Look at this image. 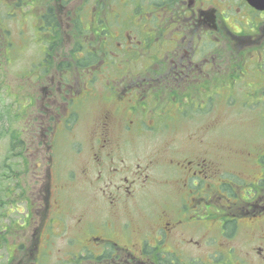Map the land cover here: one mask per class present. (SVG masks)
Wrapping results in <instances>:
<instances>
[{
	"label": "rangeland",
	"instance_id": "rangeland-1",
	"mask_svg": "<svg viewBox=\"0 0 264 264\" xmlns=\"http://www.w3.org/2000/svg\"><path fill=\"white\" fill-rule=\"evenodd\" d=\"M34 2L0 0V264H118L128 253L140 254L143 237L150 242L141 249L157 264H264V182L257 181L264 176V107L254 106L250 87L212 84L183 101L159 92L149 104L156 119L148 112L141 132L113 126L96 159L98 126L116 104L113 87L106 90L111 70L96 69L104 80L90 85L93 96L78 104V118L67 127L59 117L63 109L54 108L58 79L65 76L61 63L72 44L67 20L56 5L48 7L59 26L50 38L41 28L46 6ZM110 4L120 11L117 0ZM87 5L81 10L85 25L93 16V4ZM112 9L109 25L117 32L128 20L113 17ZM221 174L237 179L235 192L221 188ZM254 183L262 196L242 201L255 192ZM166 213L175 225L158 244L162 231L156 230ZM230 215L238 225H226L223 235L202 225L212 228Z\"/></svg>",
	"mask_w": 264,
	"mask_h": 264
},
{
	"label": "flooded vegetation",
	"instance_id": "flooded-vegetation-1",
	"mask_svg": "<svg viewBox=\"0 0 264 264\" xmlns=\"http://www.w3.org/2000/svg\"><path fill=\"white\" fill-rule=\"evenodd\" d=\"M117 1L120 11L111 8V0H35L34 2L46 6L41 14V28L50 38L53 37V33H57L59 26L52 9L48 7L51 4L56 5L58 9L55 8L56 12L63 14L67 20L65 27L68 31L69 43L72 44L69 48V56L66 58L67 62L61 63L65 76L58 79V102L54 106L57 110L63 109L64 115L59 113L61 114L59 117L66 118L67 127L71 120L78 118V110L75 109L78 104L93 96L90 85L104 80L97 74L96 69L111 70L110 77L105 78L108 86L106 90L109 92V88L113 87L110 100L116 104L111 110L107 109L104 119L98 126L102 137L98 139L99 142L95 147L96 159L103 154L104 148L109 144L108 135L113 126L120 129L121 124L123 132L133 128L141 132L144 128L142 123L148 112L150 113L148 116L156 119L158 113L152 114L153 107L149 104L158 99L159 92L171 94L170 96L180 95L183 101L190 95L188 93L190 91L204 92L209 90L212 84H219L225 89L226 82H230V88L238 84L249 86L248 93L255 95L254 106L264 107V36L257 32L258 20L264 24V0ZM90 2L91 5L93 4L91 7L93 16L88 18L89 24L85 25L81 10H84L83 7ZM111 9L113 17L124 18L126 15L129 21H123L122 28L117 32H113L115 29L111 30L109 25ZM104 12L108 13V16L104 17L102 14ZM81 34L84 40L82 43H80ZM113 43L114 45L110 46ZM46 54L51 55L50 51ZM118 60L121 62L119 65ZM74 72L77 76L70 78L69 75ZM86 74L89 78L84 84L82 78ZM77 79H80V83ZM73 82L79 87L70 88L69 85ZM119 84L122 88H117L118 91L115 92V86ZM51 103L52 101L49 100V105ZM47 112L50 110L47 109ZM261 112L264 113V109ZM51 116L49 115L48 119ZM54 127L64 128L62 125ZM148 127L153 128L150 125ZM262 156L264 153L259 158ZM186 170L194 169L187 167ZM195 172L194 170L193 173ZM221 176V188H229L235 192L233 188L237 179H226L224 174ZM191 177L193 174L189 176ZM124 180L127 182L128 178ZM260 180L264 182V176L257 177V181ZM186 181L188 182V179ZM228 182L233 183V186L228 185ZM254 184L255 192L249 190L248 197H243L242 201L251 202L252 199L262 196L263 188L259 189L256 183ZM193 185H195L194 180ZM205 194H209V198L213 195ZM214 194L222 197V193ZM201 212L207 216L216 214L202 209ZM187 214L185 218H191ZM233 216H227L221 222L215 221L212 228L205 226L206 221L202 225L210 232L216 230L223 235L226 225L235 223L232 224L231 230L238 225ZM180 221L183 222L182 219ZM174 225L172 218L166 213L163 220L159 221L156 230L162 231V234L154 240L159 244ZM91 237L94 240H107L108 244L115 243V240L102 236L91 235ZM138 242L140 254L128 253L127 259L113 255L117 260H122L117 262L118 264H132L133 261L134 264H146L149 260L154 261L155 255H148L141 249L145 244L149 245L150 239L143 237ZM113 256L107 257L111 259ZM154 264H157L156 261Z\"/></svg>",
	"mask_w": 264,
	"mask_h": 264
},
{
	"label": "trees",
	"instance_id": "trees-1",
	"mask_svg": "<svg viewBox=\"0 0 264 264\" xmlns=\"http://www.w3.org/2000/svg\"><path fill=\"white\" fill-rule=\"evenodd\" d=\"M0 40H2V37H0ZM1 46H2V44H0V51H1Z\"/></svg>",
	"mask_w": 264,
	"mask_h": 264
}]
</instances>
